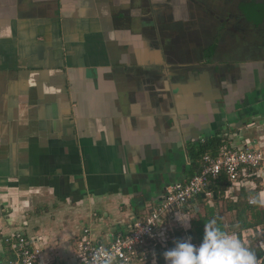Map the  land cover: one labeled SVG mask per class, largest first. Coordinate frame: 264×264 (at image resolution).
Wrapping results in <instances>:
<instances>
[{"label": "crops", "instance_id": "obj_1", "mask_svg": "<svg viewBox=\"0 0 264 264\" xmlns=\"http://www.w3.org/2000/svg\"><path fill=\"white\" fill-rule=\"evenodd\" d=\"M0 25V243L14 230L37 235L29 220L49 218L41 262L75 264L82 227L123 231L163 184L189 173L200 147L190 132L206 131L215 101L199 80L122 73V0H0ZM254 138L264 140V122L216 139ZM109 210L121 214L112 226Z\"/></svg>", "mask_w": 264, "mask_h": 264}, {"label": "flooded vegetation", "instance_id": "obj_2", "mask_svg": "<svg viewBox=\"0 0 264 264\" xmlns=\"http://www.w3.org/2000/svg\"><path fill=\"white\" fill-rule=\"evenodd\" d=\"M140 49L158 50V60L140 62L134 54ZM122 67L161 85L167 71L175 81L199 80L201 93L215 102L206 131L190 132L195 146L247 132L264 122V0H122Z\"/></svg>", "mask_w": 264, "mask_h": 264}, {"label": "built area", "instance_id": "obj_3", "mask_svg": "<svg viewBox=\"0 0 264 264\" xmlns=\"http://www.w3.org/2000/svg\"><path fill=\"white\" fill-rule=\"evenodd\" d=\"M262 143L263 139L254 138L240 145L221 144L215 153L202 154L196 170L167 183L156 202L143 204L138 213L129 214L123 231L112 232L107 228L101 232L93 226L82 227L74 240L75 264H92L94 253L99 250L110 251L115 257L114 264H156V246H164L172 238L174 228L185 229L183 224L174 222L185 217L187 224L189 212L197 210V195L202 193L203 198H210L209 184L220 174L225 176L229 183L227 190L232 193L250 176L261 180L254 172L249 175L245 167L264 173V147L258 146ZM250 200L251 196L247 198L248 204ZM248 235V231L242 233V240ZM38 239L37 235L14 230L3 238L5 252L0 253V264H44L39 257ZM258 245L263 249L260 241Z\"/></svg>", "mask_w": 264, "mask_h": 264}, {"label": "trees", "instance_id": "obj_4", "mask_svg": "<svg viewBox=\"0 0 264 264\" xmlns=\"http://www.w3.org/2000/svg\"><path fill=\"white\" fill-rule=\"evenodd\" d=\"M219 143V139H210L204 145L196 149L190 158V166H188L189 173H192L198 168L201 155L204 153H215ZM254 179L256 181L255 187L248 188L241 186L237 191L232 193L227 190L229 183L225 176L220 174L215 181L209 184L211 190L210 198H203L200 195L196 197L197 203L203 202V211L201 213H199L198 210L192 211L191 214L193 216L189 217L187 226L184 230H181V228H174L171 233L172 238L167 241L164 246H156V264L166 263L163 253L173 248L176 240L191 237V242L194 245H199L202 242L206 224L209 225V227L215 226L230 235H235L246 248L255 253L257 264H264V250L258 245V241H260L264 247V236L261 238L257 230V228L263 229L262 227L264 226V206L256 203H247V198L249 196L253 199L259 198V188H257L258 178ZM205 199L208 201L205 202ZM219 199L225 200L223 210L231 212L233 216V219L227 225L216 212L217 200ZM212 221L215 222L214 225L210 223ZM245 231H248L249 235H251L249 242L242 240V233ZM183 233L184 237H181ZM262 235H264V232H262Z\"/></svg>", "mask_w": 264, "mask_h": 264}, {"label": "clouds", "instance_id": "obj_5", "mask_svg": "<svg viewBox=\"0 0 264 264\" xmlns=\"http://www.w3.org/2000/svg\"><path fill=\"white\" fill-rule=\"evenodd\" d=\"M264 206V194L250 200ZM214 225V221L210 222ZM166 264H257L255 253L246 248L235 235L219 228L205 225L199 246L191 237L175 241V246L163 253ZM115 257L108 250H99L93 255L92 264H114Z\"/></svg>", "mask_w": 264, "mask_h": 264}, {"label": "rangeland", "instance_id": "obj_6", "mask_svg": "<svg viewBox=\"0 0 264 264\" xmlns=\"http://www.w3.org/2000/svg\"><path fill=\"white\" fill-rule=\"evenodd\" d=\"M249 132V131H248ZM244 133H246L245 131L242 133V132H240L239 133V135H241V134H244ZM238 138H240V136H237ZM247 139V138H246ZM246 139H244V140H246ZM248 141V140H247ZM224 145H228L227 143H223ZM258 144H260V143H258ZM259 147H264V144L262 143L261 145H258ZM246 168V171L248 172V174L250 175L251 174V172H254V174L257 176V177H260L261 178V180H262V182H261V180H259L258 179V182H257V188H259V193H258V196H259V198H260V196L262 195V194H264V173H262V172H259V171H257L256 169H252V168H248V167H245ZM249 179V181H247V182H243L242 183V185L241 186H245V187H248V188H252L253 186L255 187V183H256V181L255 180H253L254 178H252V177H249L248 178ZM233 188H235V187H233ZM208 200H206L205 199V202H207ZM224 202H225V200H223V199H219V200H217V205H216V212L219 214V216H220V218L222 219V221L227 225L232 219H233V216H232V213L231 212H226V211H224L223 210V204H224ZM143 206V205H142ZM196 208H197V210L199 211V213H201L202 211H203V202L202 203H197L196 204ZM192 211H195V210H192ZM192 211H190L189 212V217L190 216H193L191 213H192ZM113 212V210L111 211V210H109V212H108V218H110V220L112 221L113 220V218H116V219H120V217H121V214H117V213H112ZM191 214V215H190ZM52 217H53V215H52ZM48 221V222H47ZM186 218L185 217H181V220L179 219V221H175L174 223L175 224H178V223H180L181 225L183 224L184 226H185V228H186V226H187V224H186ZM45 222H47V223H45ZM86 222H87V220L86 219H82L80 222H79V224H78V227H81L80 226V224L82 225V224H86ZM38 223V224H37ZM112 223V224H111ZM110 224V226H112V225H115V223L112 221ZM172 223V222H171ZM29 224H33V225H36V230H35V234H37V236L39 237V239H38V241H37V243L38 242H40L41 243V246H40V248H41V252H40V254L41 253H44L45 252V249L43 248L44 247V240H45V237L43 236V235H45L44 233H43V228H47V227H49V226H51V224H50V221H49V218H44L43 220H38V221H33V220H29ZM124 224V223H123ZM180 225V226H181ZM95 227V226H94ZM181 228V230H184L183 229V226L182 227H180ZM263 229H257L258 230V234L260 235V237L262 238L264 235H262V232H264V226L262 227ZM102 230L103 231H106L107 230V227L105 228V226L102 228ZM32 233H33V230H32ZM230 235V234H229ZM181 237H184V233L183 234H181ZM58 238V237H57ZM249 238H251V235H249V237H246V239H245V241H247V242H249ZM60 241H63L62 240V237H60V238H58ZM59 241V242H60ZM39 244V243H38ZM0 245H3V242H2V239H1V243H0ZM197 246H199V245H197ZM261 246L263 247V244H262V242H261ZM4 247H5V244H4ZM59 249L61 250V248L60 247H58V249H57V251H59ZM263 249H264V247H263ZM60 253H58V255H59ZM45 256V255H44ZM39 257H40V255H39ZM60 258V257H59ZM132 264H135V263H132ZM164 264H166V263H164Z\"/></svg>", "mask_w": 264, "mask_h": 264}, {"label": "water", "instance_id": "obj_7", "mask_svg": "<svg viewBox=\"0 0 264 264\" xmlns=\"http://www.w3.org/2000/svg\"><path fill=\"white\" fill-rule=\"evenodd\" d=\"M200 196H201V197H203V194H202V193H200Z\"/></svg>", "mask_w": 264, "mask_h": 264}]
</instances>
